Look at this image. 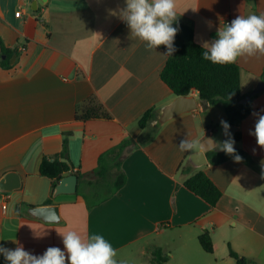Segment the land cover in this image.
I'll list each match as a JSON object with an SVG mask.
<instances>
[{
  "label": "crops",
  "instance_id": "0c3cea01",
  "mask_svg": "<svg viewBox=\"0 0 264 264\" xmlns=\"http://www.w3.org/2000/svg\"><path fill=\"white\" fill-rule=\"evenodd\" d=\"M34 1L0 0V37L13 53L3 67L7 55L0 48V183L16 172L24 185L0 188V246L19 244L42 255L48 247L63 250L58 232L75 230L84 238L104 236L118 264H150L155 248L167 255L165 264H237L228 255L229 245L240 257L264 264V148L249 134L257 120L253 113L264 115V91L252 99L253 110L240 127L238 146L254 165L234 157L213 165L208 155L215 151L213 142L223 139L221 121L227 116L222 106L203 103L198 92L188 96L195 97L197 110L139 128L146 111L159 114L177 97L161 79L165 51H147L115 14L125 0H42L33 10ZM176 13L201 46L237 15L264 13V0H176ZM235 64L241 68L242 94L248 96L264 78V56ZM90 97L111 120H77V108ZM68 133L71 162L84 179L79 176L77 194L51 201L52 181L40 174V164L62 151ZM126 138L138 146L122 164L127 183L90 210L85 196L97 182L98 158ZM186 138L204 146L208 164L201 168L222 192L214 208L184 186L189 171L178 176L186 157L201 151H181L178 145ZM45 205L59 207L62 224H45L21 211ZM201 231L210 233L214 254L202 249ZM0 264H7L3 255Z\"/></svg>",
  "mask_w": 264,
  "mask_h": 264
},
{
  "label": "trees",
  "instance_id": "16d2710c",
  "mask_svg": "<svg viewBox=\"0 0 264 264\" xmlns=\"http://www.w3.org/2000/svg\"><path fill=\"white\" fill-rule=\"evenodd\" d=\"M179 28V32L175 37L174 46L176 48L173 56H168L166 65L161 72L162 81L169 86L170 90L176 97H188L193 92H198L200 100L209 105H220L226 113V122L230 125L238 127L237 141L241 142L242 135L240 127L244 119L252 112V97L247 104H241L240 101L246 96L242 94L241 89V68L237 64L214 65L210 61L202 59V47L196 43L194 39L193 29L179 22L173 25ZM0 48L6 60L1 62L3 67L9 66V57L12 51L6 48L2 38L0 37ZM166 52L164 46H160ZM76 118L82 122L96 119L111 120V116L105 111L103 105L96 97H90L81 107L77 108ZM158 118V111L150 109L146 111L138 122L141 130H147L152 122ZM148 137L147 142L151 141L156 135ZM71 133L66 135L64 139L62 151L54 158H43L40 164V174L52 181L53 191L56 187L57 180L65 172L75 173L74 166L70 159L69 141ZM138 146L134 145L132 138H126L118 145L100 154L98 158V166L94 171L97 182L91 184L90 192L85 196L89 209L97 207L105 201L115 196L125 185L127 176L122 169L123 161ZM236 153L242 157V162L249 166L254 165L253 158L243 149L239 148ZM209 161L213 165L226 162L233 157L225 153L213 151L208 155ZM185 171H189L191 176L183 179L184 186L192 193L200 197L211 208H214L222 198L221 190L208 177L204 169L194 168L188 158L182 162L178 169V176L181 178L185 175ZM80 180L84 177L80 175ZM106 179H110L111 186L104 196H96V190L101 188V184ZM82 182V181H81ZM98 187V188H96ZM90 194V195H89ZM94 197V201L92 199ZM199 235V243L202 249L208 254H214V243L209 232L201 231ZM150 264H165L167 255L160 248H155L151 254ZM228 255L237 264H255L243 257H240L232 247L228 246Z\"/></svg>",
  "mask_w": 264,
  "mask_h": 264
},
{
  "label": "clouds",
  "instance_id": "9594fccd",
  "mask_svg": "<svg viewBox=\"0 0 264 264\" xmlns=\"http://www.w3.org/2000/svg\"><path fill=\"white\" fill-rule=\"evenodd\" d=\"M125 4L115 14L127 25L130 38L144 42L147 51H157L164 46L166 52L160 54L173 56L176 51L174 41L179 32V28L173 26L178 23L176 0H125ZM201 47L202 59L214 65H229L239 58L264 56V13L237 15L230 23L219 26L216 38L203 41ZM253 115L257 120L254 131L249 134L255 136L257 145L264 148V115ZM221 126L228 139L213 142L212 150L219 147L220 151L233 156L236 162H241L242 157L236 153L235 140L229 132L230 125L222 120ZM178 147L183 152H193L202 151L204 146L199 139L186 138L180 141ZM58 234L62 238L63 250L48 247L42 255H34L18 244L14 249L0 246V255L7 264H118L115 259L117 252L104 236L93 233L84 238L75 230Z\"/></svg>",
  "mask_w": 264,
  "mask_h": 264
},
{
  "label": "water",
  "instance_id": "95a60500",
  "mask_svg": "<svg viewBox=\"0 0 264 264\" xmlns=\"http://www.w3.org/2000/svg\"><path fill=\"white\" fill-rule=\"evenodd\" d=\"M40 6H42V0H36L32 4V9L37 10ZM14 60L15 57L11 58L12 63H14ZM262 91H264V78L248 96L240 101V103L247 104L251 101L253 96L260 94ZM197 108L198 106L195 97H177L171 104H169V106L167 105L164 107L158 114L157 125L161 126L166 122L180 116L181 114L195 111ZM238 130V127L230 125L229 132L231 133L232 138L235 140L234 147L236 150L239 149L236 137ZM222 136L223 139L221 142L228 139V137L224 135V130ZM215 151L218 153H224L219 150V147L215 148ZM206 159L207 158L202 151L193 153L192 156L190 155L189 157V161L195 168L206 166L208 164V160ZM78 180L79 172L63 173L56 182V187L52 192L50 200L53 201L60 195L77 194L79 185ZM23 186L22 178L16 172L8 173L0 183V188L6 191L22 190ZM21 211L26 217L44 222L45 224H62L59 207L57 205H45L40 207L24 206L21 208Z\"/></svg>",
  "mask_w": 264,
  "mask_h": 264
},
{
  "label": "rangeland",
  "instance_id": "374dc122",
  "mask_svg": "<svg viewBox=\"0 0 264 264\" xmlns=\"http://www.w3.org/2000/svg\"><path fill=\"white\" fill-rule=\"evenodd\" d=\"M112 184H111V182H110V179H106L105 181H104V183H102L100 186H101V188H98V187H96V188H98L97 190H96V196H104L105 194H106V191L108 190V188L111 186ZM90 195V194H89ZM92 199H93V201H94V197H92Z\"/></svg>",
  "mask_w": 264,
  "mask_h": 264
},
{
  "label": "built area",
  "instance_id": "2783aa9c",
  "mask_svg": "<svg viewBox=\"0 0 264 264\" xmlns=\"http://www.w3.org/2000/svg\"><path fill=\"white\" fill-rule=\"evenodd\" d=\"M17 16H18V17L21 16V12H20V11L17 13ZM226 23H230V21H227Z\"/></svg>",
  "mask_w": 264,
  "mask_h": 264
}]
</instances>
